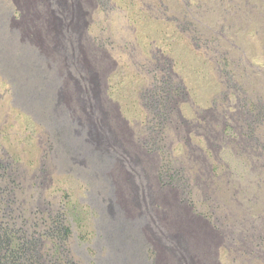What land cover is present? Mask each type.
Wrapping results in <instances>:
<instances>
[{
    "label": "rangeland",
    "instance_id": "374dc122",
    "mask_svg": "<svg viewBox=\"0 0 264 264\" xmlns=\"http://www.w3.org/2000/svg\"><path fill=\"white\" fill-rule=\"evenodd\" d=\"M0 227L22 264H264V0H0Z\"/></svg>",
    "mask_w": 264,
    "mask_h": 264
},
{
    "label": "trees",
    "instance_id": "16d2710c",
    "mask_svg": "<svg viewBox=\"0 0 264 264\" xmlns=\"http://www.w3.org/2000/svg\"><path fill=\"white\" fill-rule=\"evenodd\" d=\"M29 247L26 237L7 235L0 227V264H22Z\"/></svg>",
    "mask_w": 264,
    "mask_h": 264
},
{
    "label": "flooded vegetation",
    "instance_id": "af4514ba",
    "mask_svg": "<svg viewBox=\"0 0 264 264\" xmlns=\"http://www.w3.org/2000/svg\"><path fill=\"white\" fill-rule=\"evenodd\" d=\"M68 6H71L72 8L74 7V3H72V4H70V5H68ZM69 11V13H73V17H75L76 15H80V13L82 12L81 10L80 11H76V10H74V9H72V10H68ZM60 23H61V26L63 25L64 26V24H65V21L63 20V18H61L60 19ZM64 29V28H63ZM60 32V31H59ZM63 34V33H62ZM62 40H63V42H64V37H63V35L62 36H60V42H59V44H60V47H61V44H62ZM183 118V117H182Z\"/></svg>",
    "mask_w": 264,
    "mask_h": 264
}]
</instances>
